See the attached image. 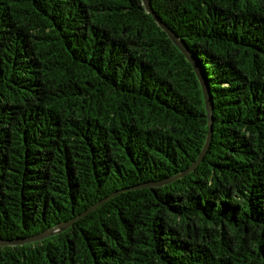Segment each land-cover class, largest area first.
Returning <instances> with one entry per match:
<instances>
[{
    "label": "trees",
    "instance_id": "1",
    "mask_svg": "<svg viewBox=\"0 0 264 264\" xmlns=\"http://www.w3.org/2000/svg\"><path fill=\"white\" fill-rule=\"evenodd\" d=\"M0 0V264H264V0ZM143 185V186H140Z\"/></svg>",
    "mask_w": 264,
    "mask_h": 264
},
{
    "label": "water",
    "instance_id": "2",
    "mask_svg": "<svg viewBox=\"0 0 264 264\" xmlns=\"http://www.w3.org/2000/svg\"><path fill=\"white\" fill-rule=\"evenodd\" d=\"M142 3L144 5L145 10L151 14V16L154 18V20L157 22V24L167 33V35L169 36V38L173 41V43L183 52V54L185 55V57L189 60V62L192 64L202 87V92H203V96H204V102H205V107H206V113H207V121H208V132H207V137L205 140V143L203 145L202 150L199 153V156L197 157V159L191 164V166H189L186 170H184L183 172L177 174L176 176H173L171 178H167L164 179L162 181H158V182H152V183H146L144 184V186L147 185H162L165 183H168L170 181H172L173 179L183 176L186 173H188L189 171L193 170L195 168V166L203 159L204 155L206 154L208 147L210 145V141H211V137H212V103H211V97L209 94V91L206 87V84L204 82V79L201 75V72L198 68V65L194 59V57L192 56V54L190 53L189 49L187 48V46L179 39V37L175 34V32H173V30H171L163 21H161V19L155 14V12L153 11L149 0H142ZM143 186V185H140ZM102 202V201H101ZM101 202H98L97 204L93 205L92 207H90L89 209H87L85 212H83L80 216H77L74 219H77L83 215H85L86 213H88L90 210L96 208ZM74 219L68 221V222H63L60 224H57L43 232H40L36 235L27 237V238H23V239H18V240H0V245H7V244H22L25 242H30V241H35V240H40L43 239L44 237L53 235L55 233H58L64 229H66L68 226H70L72 224V222L74 221Z\"/></svg>",
    "mask_w": 264,
    "mask_h": 264
}]
</instances>
